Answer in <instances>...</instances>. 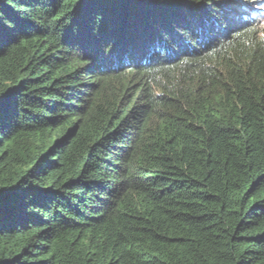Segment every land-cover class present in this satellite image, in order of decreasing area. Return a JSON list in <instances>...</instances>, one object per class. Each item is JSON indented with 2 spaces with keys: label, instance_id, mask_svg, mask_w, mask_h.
I'll list each match as a JSON object with an SVG mask.
<instances>
[{
  "label": "trees",
  "instance_id": "trees-1",
  "mask_svg": "<svg viewBox=\"0 0 264 264\" xmlns=\"http://www.w3.org/2000/svg\"><path fill=\"white\" fill-rule=\"evenodd\" d=\"M260 0H0V264H264Z\"/></svg>",
  "mask_w": 264,
  "mask_h": 264
},
{
  "label": "rangeland",
  "instance_id": "rangeland-1",
  "mask_svg": "<svg viewBox=\"0 0 264 264\" xmlns=\"http://www.w3.org/2000/svg\"><path fill=\"white\" fill-rule=\"evenodd\" d=\"M260 1H261V2H264V0H260ZM258 8H259V9H264V3L261 4Z\"/></svg>",
  "mask_w": 264,
  "mask_h": 264
}]
</instances>
